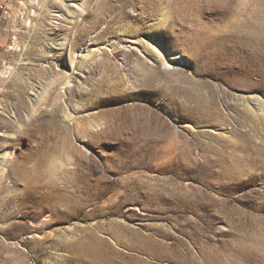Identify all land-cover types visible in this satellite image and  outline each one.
<instances>
[{"label": "rangeland", "instance_id": "rangeland-1", "mask_svg": "<svg viewBox=\"0 0 264 264\" xmlns=\"http://www.w3.org/2000/svg\"><path fill=\"white\" fill-rule=\"evenodd\" d=\"M93 241L264 264V0H0V264Z\"/></svg>", "mask_w": 264, "mask_h": 264}, {"label": "bare ground", "instance_id": "bare-ground-1", "mask_svg": "<svg viewBox=\"0 0 264 264\" xmlns=\"http://www.w3.org/2000/svg\"><path fill=\"white\" fill-rule=\"evenodd\" d=\"M244 25V24H243ZM254 56V55H253ZM243 57H245V56H243ZM254 58V57H253ZM226 59V58H225ZM250 59V58H249ZM243 60V59H242ZM252 61V60H251ZM242 62V61H241ZM242 63H244V62H242ZM233 65H236V64H233ZM232 66V65H231ZM255 67V66H254ZM250 68V67H249ZM251 70V69H250ZM251 74V73H250ZM243 75V74H242ZM246 75V74H245ZM250 76V75H249ZM236 77V76H235ZM244 77V76H243ZM247 78V77H246ZM249 83V82H248ZM40 143V142H39ZM38 143V144H39ZM43 144V143H42ZM36 145H37V143H36ZM35 148H38V147H36L35 146ZM40 148V147H39ZM37 151H39L38 149H37ZM34 154V153H33ZM30 155V154H29ZM37 155V154H36ZM41 155V154H40ZM28 156V155H27ZM39 156V155H38ZM34 157V156H33ZM35 157H37V156H35ZM39 160V159H38ZM41 160V159H40ZM42 161V160H41ZM41 163V162H40ZM38 166V165H37ZM39 168V167H38ZM27 177H29V178H34V179H37V180H40L41 178H42V174H41V172L39 171V170H31L30 171V174H29V176H27ZM31 180V179H30ZM89 239V238H88ZM99 242H101V241H99ZM88 243V242H87ZM90 244V243H89ZM91 244H92V264H112V262H111V257H105L103 254L104 253H102L101 252V250H103V249H101L100 250V248H99V246L93 241V242H91ZM90 244V245H91ZM88 245V244H87ZM99 245H101V243H99ZM81 249H84V248H81ZM80 249V250H81ZM89 249H90V247H89ZM88 249V250H89ZM107 250V249H106ZM109 250V249H108ZM110 251V250H109ZM82 252V251H81ZM80 252V253H81ZM85 252V251H84ZM90 252V251H89ZM108 252V251H107ZM111 253H112V255H117V256H119L115 251H111ZM79 254V253H78ZM85 254V253H84ZM87 254V253H86ZM106 254V253H105ZM82 255V254H81ZM88 255V254H87ZM80 256V255H79ZM90 256H91V254H90ZM107 256H108V254H107ZM109 256H110V254H109ZM81 257V256H80ZM83 257V256H82ZM86 257V256H85ZM121 257V256H120ZM90 258V257H89ZM84 260V259H83ZM85 260H86V258H85ZM113 261V260H112ZM121 261V260H120Z\"/></svg>", "mask_w": 264, "mask_h": 264}, {"label": "built area", "instance_id": "built-area-1", "mask_svg": "<svg viewBox=\"0 0 264 264\" xmlns=\"http://www.w3.org/2000/svg\"><path fill=\"white\" fill-rule=\"evenodd\" d=\"M7 9H8V7H7ZM4 13H6V14H7V10H6Z\"/></svg>", "mask_w": 264, "mask_h": 264}]
</instances>
